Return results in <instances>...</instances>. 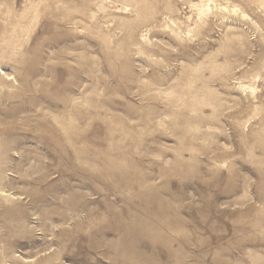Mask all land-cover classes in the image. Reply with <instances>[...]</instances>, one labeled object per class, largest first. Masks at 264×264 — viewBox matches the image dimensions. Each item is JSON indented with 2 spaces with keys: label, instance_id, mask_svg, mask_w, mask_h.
Here are the masks:
<instances>
[{
  "label": "rangeland",
  "instance_id": "obj_1",
  "mask_svg": "<svg viewBox=\"0 0 264 264\" xmlns=\"http://www.w3.org/2000/svg\"><path fill=\"white\" fill-rule=\"evenodd\" d=\"M0 169V264H264V0H0Z\"/></svg>",
  "mask_w": 264,
  "mask_h": 264
},
{
  "label": "bare ground",
  "instance_id": "obj_2",
  "mask_svg": "<svg viewBox=\"0 0 264 264\" xmlns=\"http://www.w3.org/2000/svg\"><path fill=\"white\" fill-rule=\"evenodd\" d=\"M206 1V0H205ZM206 2H204V4H205ZM208 5V4H207ZM225 9V8H224ZM188 32V31H187ZM162 125V124H161ZM2 177V169H0V181H1V178ZM3 191V190H2Z\"/></svg>",
  "mask_w": 264,
  "mask_h": 264
}]
</instances>
